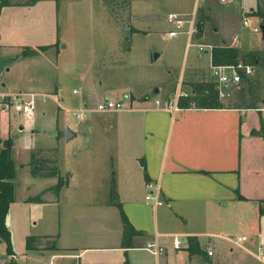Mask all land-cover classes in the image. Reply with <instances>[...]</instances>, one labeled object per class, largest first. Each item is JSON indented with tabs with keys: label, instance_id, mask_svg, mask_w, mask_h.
Instances as JSON below:
<instances>
[{
	"label": "crops",
	"instance_id": "1",
	"mask_svg": "<svg viewBox=\"0 0 264 264\" xmlns=\"http://www.w3.org/2000/svg\"><path fill=\"white\" fill-rule=\"evenodd\" d=\"M152 1L158 2L161 12L152 11L149 22L142 25L132 22L135 20V13L131 15L133 1L128 0L130 23L105 25L99 34L93 35L94 40L86 46L84 67L68 71L73 79V94H66L65 85L57 82H53V86L32 84L24 89L6 90L36 89L52 95V99L57 97V103L64 109L77 108L84 102L94 106L107 97L123 99L131 109L91 111L82 121L76 118L74 121L64 112L60 114L51 108L39 112L36 109L32 118L21 116L22 120L16 122L14 136H11L12 127L8 130L2 146L7 145L8 138L11 140V156L19 152L21 140H25L29 155L35 147L47 151L72 140L70 150L78 162L91 167L82 171L59 168L60 174L69 173V178L57 193L51 189L58 181L56 176H33L28 169L31 183L26 178L29 182H24L25 193L20 202L49 207L52 214L47 216L48 219L41 218V223L48 225V229L26 234L24 247L27 235L57 234L56 247L45 248L43 244L36 250L25 247L23 253L5 254L1 264H11L12 261L15 264H264V135L257 133L261 121L264 122L261 92L257 100L259 108L234 107L236 105L228 103L231 106L225 108L178 107L170 110L156 104L155 99L170 100L176 94L174 88L167 90L158 86L152 96L148 91H132L122 84L110 83L118 77L114 71L112 74L100 72V67L114 68L124 61L123 56H130L135 34H156L163 48L148 42L141 47L144 62L156 61L167 48L161 37L173 36L167 33L173 27L167 22L168 13L186 14L195 6L194 0ZM259 1L263 0H200L193 41L229 44L243 52L258 51L262 39L255 36L253 27L258 24L261 30L263 23L251 12L257 9ZM101 3L109 9L107 2L103 0ZM117 28V34L111 33ZM180 34L184 37L172 42L170 49L180 54L182 62L188 49H194L185 64L187 70L181 81L182 91L189 93L191 81L215 80L211 73L213 63L209 48L199 52L196 45L186 46L187 37ZM127 35L129 40L126 39L128 43L124 44ZM62 39L55 0L0 6V54L9 55L8 60L31 59L46 55L44 52L48 50L52 51L50 57L57 60L66 48V43L61 46ZM25 46L36 52L23 55ZM40 46L48 47L41 49ZM153 51L157 53L156 57L152 56ZM11 52L13 54H9ZM251 64L254 74L249 78L258 88L257 79L262 74L255 63ZM167 65L172 69L177 64L170 59ZM2 84L4 88L7 86L4 80ZM225 99L222 100L225 102ZM74 104L76 107H71ZM50 111L55 142L48 147L36 145V135L48 125L44 116ZM67 127L73 132L68 139ZM29 160L20 162L18 167H29ZM93 165L103 168L97 176ZM18 172L16 166L13 183L19 178ZM37 178L47 183L39 185L30 194L33 180ZM148 181L159 184L162 203L156 205L146 199ZM73 192H76L74 197L71 196ZM37 194L40 195L37 202L29 200ZM13 200L6 217L16 201L15 189ZM119 204L135 231L128 246L121 245L123 232ZM70 206L74 208L69 210ZM38 220L39 217L35 222ZM245 234L248 238L244 241L233 239ZM175 235L181 239V245L174 248L172 240ZM191 237L197 242L193 250L188 248ZM155 240L166 249L158 256L145 248ZM210 248L214 253L208 255ZM261 251L263 258L258 259Z\"/></svg>",
	"mask_w": 264,
	"mask_h": 264
},
{
	"label": "rangeland",
	"instance_id": "2",
	"mask_svg": "<svg viewBox=\"0 0 264 264\" xmlns=\"http://www.w3.org/2000/svg\"><path fill=\"white\" fill-rule=\"evenodd\" d=\"M56 8H57V17H58V25L60 28V34L62 39L61 46L65 45L66 48L63 49L59 59H54L52 56V51L48 50L44 52L46 55H41L39 57H33L31 59L24 58L25 60H14L10 61L7 59L9 55L0 54V88L4 90H15L18 87L27 88V86L34 85H49L53 86L57 82L62 84L66 91V94L72 93V84L73 79L70 77L69 70L72 68H83V58L87 53L88 48L87 43L89 41L94 40L93 35L99 34L101 28H105V25L109 24H129L130 23V11L127 4V0H114L109 2L107 6L109 9L102 6L103 0H55ZM132 10L131 15L135 13L134 19L132 22H136L139 24H145L149 22L150 15L152 11H156L159 14L161 11L158 8L156 1L152 0H132ZM160 11V12H159ZM108 13V14H107ZM244 21V20H243ZM153 22V21H150ZM154 23V22H153ZM244 24V22H243ZM248 26V25H247ZM112 32H116L117 29H112ZM106 34V33H104ZM113 34V35H114ZM156 35V34H155ZM152 34L143 35V34H135L132 37L133 41V52L130 54H126L123 56V62L118 64L116 67H107L106 69H102L100 66V72L102 74H113L117 79L111 80L110 83L113 84H122V86L131 88L132 91H148L150 95H154V89L156 87L166 88L170 90L171 88L175 89L174 92L178 90H182L184 87L179 84L182 81L184 76L185 66L188 64L190 60V56L192 55L193 48L188 49V55L175 54V50L172 48V42L175 40H180L184 36L179 34L177 36H170L168 39L166 37H161L162 43L167 45L164 53L158 58L156 61L152 62H144L141 54V47L144 46L146 42L151 45L159 46V48H163L162 45L159 44L157 37ZM256 37H261L262 40L259 44V50L261 51L262 60L258 63H255L258 71L261 72L262 77L257 79L259 82L257 93L261 92V96L264 97V38L262 37V31L258 30L255 32ZM155 37V38H154ZM129 40V35L125 36V43L127 44ZM182 40V39H181ZM159 44V45H158ZM27 47V46H25ZM58 47V45H57ZM14 52V50H13ZM13 52L9 54H13ZM172 60L175 63V67L168 68L167 62ZM186 64V65H185ZM182 65V69L180 70V66ZM9 68V70H7ZM113 68V70H112ZM171 73H170V70ZM95 71V70H93ZM6 81V87L4 88L2 81ZM52 88V87H51ZM36 90V89H33ZM50 91H52L50 89ZM177 93V92H176ZM249 91L247 90V86L244 84L241 89H235L232 96L225 99L227 103L230 104H242V97H247ZM143 94H140V97ZM175 96V95H174ZM138 97V96H137ZM139 97V98H140ZM63 98H66L63 96ZM56 99H52L49 97L46 101L39 100L37 103V112L46 111L48 109L55 110V112L60 113L61 111L68 115L72 120H76L73 115L72 110L67 107L64 109L61 104L57 103ZM154 100V99H151ZM262 103L264 106V98H262ZM76 104L71 107H76ZM1 122H0V148L3 145L4 139L7 137V133H9V129L11 131V136L16 134L17 126L16 122L18 120H22V117L17 113L7 114L5 111H1ZM52 111L47 116H44L45 119H48V125L45 129L41 128V132L36 135L35 143L36 145L41 146H51L54 144V133L51 130V118ZM57 120V119H56ZM58 121H56L57 123ZM37 125H35L36 128ZM57 126V124H56ZM34 127V126H33ZM6 136V137H4ZM72 140L68 141V143L63 142L59 146L56 147V158L57 164L59 168L62 170L72 168L77 171H82L91 167L84 163H79L78 158L74 155L70 148H72ZM19 152L12 153V157L14 163L19 169L17 180H14L16 183L15 188V202L12 204L9 215L7 218L8 228L10 230L11 235V245L14 253H23L22 251L25 249L24 247V239L26 234L35 233V231L39 229H48V225H44L41 223V218L44 216L48 219L47 216L52 214V210L49 207H40V205L33 204H22L20 202V197L25 193L24 182L30 177V169L29 167H18L17 164L20 162L28 161L30 158L29 150H27V145L25 140L19 141ZM71 144V145H70ZM93 169H96V176L103 171V168L100 165H93ZM29 169V170H28ZM95 176V175H94ZM27 178V179H26ZM30 180V178H29ZM29 180H27L29 182ZM34 187H32L31 193L36 189L39 185L46 184L47 182L41 178H37L33 180ZM31 183V180L30 182ZM76 192L71 194L72 197ZM33 202H37V200H32ZM11 205V204H10ZM40 208V209H39ZM74 208L73 207H69ZM9 210V209H8ZM37 216V217H36ZM40 218L37 222L36 219ZM5 254L10 255L11 253L7 252L6 242L2 240L0 242V264L2 262L3 256Z\"/></svg>",
	"mask_w": 264,
	"mask_h": 264
},
{
	"label": "trees",
	"instance_id": "3",
	"mask_svg": "<svg viewBox=\"0 0 264 264\" xmlns=\"http://www.w3.org/2000/svg\"><path fill=\"white\" fill-rule=\"evenodd\" d=\"M38 0H0V6L3 5H30L35 3ZM109 4V2L114 0H104ZM128 1V0H127ZM257 9L252 10L251 14L254 16H259L264 23V0L258 2ZM48 46H40L41 49H45ZM34 48L25 47L22 51L23 55H31L35 53ZM211 63L213 64H224V63H237L241 59L251 62L258 63L262 60L261 51H248L243 52L240 48L232 46L229 44L223 45H214L210 49ZM244 84L247 86L249 91V97H242V104H233L234 107H252L259 108L257 100L259 95L257 93L258 88L255 87L256 84L252 78L247 79ZM243 84V85H244ZM191 92L187 96L180 95L177 99V105L180 108H225V106H231L226 101L224 102L220 93L216 87L215 80H206L198 81L193 80L190 82ZM261 129L257 133H262L264 135V122L261 121ZM11 140L8 138L7 145L0 148V239L6 242V249L8 253H12L11 245V235L10 230L7 225L6 214L10 207V204L14 201V189L15 183L12 182V179L16 173V166L14 160L11 156ZM56 147H51L47 151L35 147L30 153V160L28 162L31 165V174L34 176H43L51 177L56 176L58 181L52 186L56 193L59 191L60 187L64 184H67L69 173H66L64 176L60 174V169L57 164L56 158ZM112 193L115 192L112 191ZM240 195V194H239ZM39 194L30 197L29 200H38ZM243 198L242 195H240ZM119 214L121 215L122 220V246H128L131 243V238L135 234L134 228L128 220L127 215H125L121 205H118ZM48 238V240H44ZM51 238V239H49ZM57 234L52 235H27L25 240V247L27 250H36L40 247L39 245L43 244V247L53 249L56 247ZM190 244L189 249L193 250L194 244L197 245V242L194 237L189 238ZM11 264H15L14 261ZM126 264V263H124Z\"/></svg>",
	"mask_w": 264,
	"mask_h": 264
},
{
	"label": "built area",
	"instance_id": "4",
	"mask_svg": "<svg viewBox=\"0 0 264 264\" xmlns=\"http://www.w3.org/2000/svg\"><path fill=\"white\" fill-rule=\"evenodd\" d=\"M200 0H194V8L189 13H180L171 11L167 15V22H171L173 27L169 29L167 32L168 35H177L180 33H184L187 37L186 46L196 45L199 52L204 51L205 49L213 48L214 45L203 44V43H195L193 41V36L197 31V22H196V14L198 2ZM226 1V0H221ZM248 23V20H246ZM255 31L260 30V25L253 27ZM211 73L214 74L216 87L220 93L221 99L228 98L232 96L235 89H241L245 80L254 74V66L241 59L237 63H224V64H211ZM179 84L181 82L179 81ZM76 92L77 90H73ZM177 93L170 100L160 101L159 99H155V103L159 104L161 107L165 109L174 110L178 108L177 99L180 95L187 96L189 93L186 91H176ZM52 95L47 94L42 91L32 90H17L14 92H8L0 88V112L5 111L7 114L17 113L24 118H32L35 114V110L37 108V103L39 100L46 101ZM73 115L79 121L84 120L87 115L91 111H119L123 109H131L127 104H125L123 99H112V98H104L101 101L94 104V106H89L87 103H82L77 108H72ZM146 193L145 197L148 201L153 202L157 205V203H162L161 197H159V184L154 183L152 181L146 182ZM248 238V235H236L233 239L236 242L244 241ZM173 246L179 247L181 245V239L175 235L173 237ZM153 255L158 256L159 253L164 252L165 247L159 242L152 241L145 246ZM208 255L214 253V249L210 248L207 251ZM263 251L259 252L257 255L258 259H262ZM257 264V263H253Z\"/></svg>",
	"mask_w": 264,
	"mask_h": 264
},
{
	"label": "water",
	"instance_id": "5",
	"mask_svg": "<svg viewBox=\"0 0 264 264\" xmlns=\"http://www.w3.org/2000/svg\"><path fill=\"white\" fill-rule=\"evenodd\" d=\"M261 31H262V33L264 34V23L261 24ZM156 55H157V53L153 51L152 56H155V57H156ZM72 135H73L72 130H71L69 127H67V128H66V139L70 138ZM4 144H5V143H4Z\"/></svg>",
	"mask_w": 264,
	"mask_h": 264
}]
</instances>
